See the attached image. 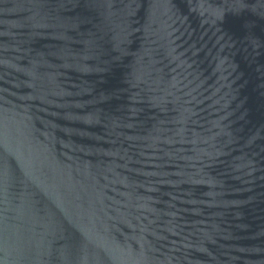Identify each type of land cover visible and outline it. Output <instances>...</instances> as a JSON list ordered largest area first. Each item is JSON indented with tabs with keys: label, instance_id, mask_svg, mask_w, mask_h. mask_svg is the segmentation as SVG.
Instances as JSON below:
<instances>
[{
	"label": "water",
	"instance_id": "95a60500",
	"mask_svg": "<svg viewBox=\"0 0 264 264\" xmlns=\"http://www.w3.org/2000/svg\"><path fill=\"white\" fill-rule=\"evenodd\" d=\"M0 264H264V0H0Z\"/></svg>",
	"mask_w": 264,
	"mask_h": 264
}]
</instances>
